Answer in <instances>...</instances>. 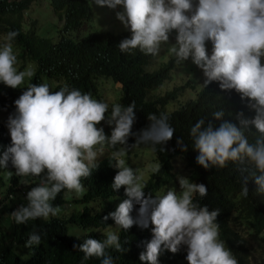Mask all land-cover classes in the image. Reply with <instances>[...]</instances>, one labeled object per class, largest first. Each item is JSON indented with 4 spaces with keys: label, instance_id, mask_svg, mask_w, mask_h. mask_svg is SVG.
Instances as JSON below:
<instances>
[{
    "label": "clouds",
    "instance_id": "1",
    "mask_svg": "<svg viewBox=\"0 0 264 264\" xmlns=\"http://www.w3.org/2000/svg\"><path fill=\"white\" fill-rule=\"evenodd\" d=\"M97 6H107L115 12L123 29L131 33L118 43L122 53L139 50L146 55L158 56L168 45L167 53L177 64L191 59L202 70L203 86L216 81L222 91L235 90L241 100H248L254 117L243 111L234 114L237 124L222 121L218 127L199 119L191 127L194 149L198 150L196 163L204 169L226 167L229 162L247 165L254 169L251 179L264 193V0H93ZM175 31V43L170 36ZM19 35L9 31L0 44V83L21 88L26 78L31 79V68L18 70L13 41ZM212 44L208 54L206 42ZM14 101L15 111L8 116L6 126L11 145L0 153V168L7 169L9 161L17 176L38 178V184L26 193V204L11 212L17 225L41 218L58 216L59 206H53L58 194L67 190L77 194L84 190L82 178L92 175L98 168V151L105 145L114 149L111 166L117 169L111 184L112 190L124 188V199L116 210L103 219L111 218L115 227L127 231L133 225L147 229L152 225V238L146 242L139 259L145 264H159L162 251L177 253L186 246L188 264H238L232 251L220 239L217 217L219 209L209 210L195 202L198 194L207 196L204 184H197L185 176H178L179 192L169 189L166 194H145L146 183L138 169L126 165L129 148L151 145L164 146L173 137L175 129L168 123L166 114H149V125L132 132L136 121L135 102L124 106H111L107 123L112 127L107 136L103 127L109 105L94 99L90 93L67 86L51 91L46 83H30ZM225 111L213 113L222 120ZM255 129V138L249 142L247 132ZM130 136L135 143L128 145ZM100 146L98 149L97 146ZM120 145V148L116 146ZM177 145L183 147V141ZM162 150L165 151L163 147ZM159 163L151 166L153 174L159 173ZM12 172H9L11 175ZM243 179L240 195L249 196L247 182ZM134 205H139L135 218ZM41 234L33 229L28 234L25 247L40 245ZM83 253L84 261L102 258L101 264H114L106 250L127 251L119 235L107 231L104 239L85 238L73 245ZM32 253H29L31 255Z\"/></svg>",
    "mask_w": 264,
    "mask_h": 264
},
{
    "label": "trees",
    "instance_id": "2",
    "mask_svg": "<svg viewBox=\"0 0 264 264\" xmlns=\"http://www.w3.org/2000/svg\"><path fill=\"white\" fill-rule=\"evenodd\" d=\"M33 0H0V31L5 33L17 31L19 35L13 44L21 48L19 56L24 59L35 60L34 76L30 83L42 84V76L46 75L54 80L55 85L51 91H59L67 86L69 89H78L82 93H90L93 98L98 97L96 80L100 76L111 78L114 82L121 83L120 104L127 106L135 102L136 121L132 132L136 133L146 128L150 121L149 114H166L169 125L175 129L173 137L164 146L156 145L154 154L161 168L159 173H151L145 181V194H152L165 184L174 174V162L181 156L185 166L189 168V179L197 184H204L207 196L201 198L198 194L195 202L201 206L206 205L209 210L219 209L217 217L220 229V239L225 242L238 264H253L250 260L251 244L249 239L259 237L264 244V193L257 191L258 185L251 179L250 173L254 169L247 165L229 162L226 167H211L204 169L196 163L198 150L193 147L190 135L191 127L201 118L205 124L210 121L218 127L222 121H228L239 126L234 119V114L243 111L248 118L254 117V110L248 107V100H241L240 95L232 91H222L219 83L213 81L206 88L203 87L194 99L187 100L178 109L164 112L163 105L175 98L185 86H177L164 95L147 99L151 89L161 86L169 74L175 60H170L165 66L155 71H148L146 66L154 56L146 55L138 49L133 53H122L118 43L124 38H130L129 31H90L80 35V27L91 14L88 0H49L55 12L63 20L64 33H59L55 40L38 36L33 27L24 29L21 24L23 13L29 9ZM74 31L73 34H68ZM208 54L211 55L212 44L206 42ZM26 88L12 89L0 83V109H5L10 115L15 111L14 101L19 98ZM217 110L225 111L222 120H216L213 113ZM249 142L255 138V129L247 132ZM183 141V147L177 141ZM135 142V137L130 136L128 145ZM11 145V137L3 122L0 121V153ZM165 148V151L162 148ZM131 148L127 151L129 152ZM114 161L111 155L97 160L98 168L92 170V175L82 178L84 190L81 197L74 201L67 197V190L62 191L53 201V206H61L71 202L81 204V208L73 210L67 217L56 216L48 220L38 218L24 225H17L10 213L14 206L6 204L7 214L0 211V264H101L102 258L82 259L83 253L75 250L73 245L83 243L87 237L104 239L98 228L107 227L115 223L111 218L103 219L108 213L116 210L119 203L127 197L124 188L112 190L114 176L117 169L111 164ZM9 168H14L9 161ZM15 169V168H14ZM16 171V170H15ZM15 171L10 177V184L4 188L3 177L0 174V206L5 200L12 197L11 192L18 184L19 176ZM248 175L247 188L249 196L240 195L244 176ZM38 184L30 183V188ZM2 189V190H1ZM4 189V190H3ZM26 197V196H25ZM26 204L25 198L19 201ZM17 208V209H18ZM139 205H134L131 215L135 218ZM9 221L7 224L5 220ZM80 226L86 232L80 235L70 233L69 226ZM35 229L41 234L40 245L32 248L25 247L28 234ZM152 225L141 229L133 225L127 231L117 229L120 242L127 250L123 253L115 249L106 250V255L113 257L114 264H145L139 255L145 250L146 242L152 238ZM23 248L31 255L22 256L18 250ZM187 249L182 246L177 253L168 250L162 251L159 264H188L186 259Z\"/></svg>",
    "mask_w": 264,
    "mask_h": 264
},
{
    "label": "rangeland",
    "instance_id": "3",
    "mask_svg": "<svg viewBox=\"0 0 264 264\" xmlns=\"http://www.w3.org/2000/svg\"><path fill=\"white\" fill-rule=\"evenodd\" d=\"M91 6V14L88 19L82 24L80 27V35H85L90 31H111L114 33L124 31L123 26L120 21L116 19L115 12L119 10V7L116 10L109 9L107 6L101 7L97 6L93 3V0H88ZM21 24L24 29H28L33 27L36 34L41 37H48L51 40H55L59 33H64L63 28V20L60 19L59 13L55 12L51 7L49 0H33L29 9L23 13L21 18ZM74 31L69 32L68 34H73ZM6 33L4 31H0V44L4 42V37ZM176 33H173L170 36V42L175 43ZM168 45H164L161 48V52L158 56H154L152 61L146 66L148 71H155L165 66L170 60H175L173 57H170L167 53ZM14 53L17 55V64L16 67L18 70H27L31 68L33 72H35V60L33 59H24L19 56L21 48L15 44H13ZM203 73L202 70L197 66L192 64L191 59L186 61L185 63L177 64L174 62L173 66L169 70V74L165 79V82L154 89H151L147 94V99H153L158 96L164 95L166 92L174 89L177 86H185L180 93L173 98L171 101L162 106V110L164 112H171L178 109L184 102L190 99H194L197 96V93L204 87L203 86ZM30 79L25 80V83L21 85L25 87ZM42 83H46L49 85L50 89L55 85L54 80L49 79L46 75L42 76ZM98 86V97L94 98L101 102H105L109 105V110L105 114L106 119L101 122L97 127H103L104 132L107 136L111 135L112 127L107 123V117L110 115L111 106L120 103V97L122 93L121 83L114 82L111 78H107L104 76H100L96 80ZM3 84V83H2ZM9 114L5 109H0V121L3 122L6 130L9 132L6 122ZM135 143V142H134ZM120 148V145L116 146ZM99 149L100 146L98 145ZM112 149L111 147L105 145L103 151H98V159L100 160L106 156L111 155ZM126 161V165L132 167L133 169H138L140 173L143 174L144 182L148 180L151 175V166L159 163L157 160L154 151L152 150L151 145H141L136 148H131L130 151L126 152L125 157H123ZM160 164V163H159ZM15 171L14 168L7 169L0 168V174L3 177L4 188L10 184V177ZM9 172H12L9 175ZM173 176L165 182L163 186H161L158 190L152 193L153 196L163 195L169 189H174L179 192V182L178 176L182 175L189 178L190 170L185 166L184 159L179 156L174 162V170ZM32 181H37L38 178L32 176H19V181L16 186H14V190L11 192L12 197L10 196L9 200H5L4 204L0 206V211L4 212L6 216L7 207L6 204L14 206V211L17 210L20 200L24 199L27 191H29L30 183ZM2 190V189H1ZM4 190V189H3ZM67 197L69 200L74 201L81 197L80 193L77 194L75 192L67 191ZM72 204L64 203L59 206L60 212L58 216L67 217L71 214L73 210L78 211L81 208V204L71 202ZM9 220L6 219L5 223L7 224ZM117 229L115 227V223L104 227L98 228V230L105 236L107 231H114L117 233ZM68 231L73 234H83L86 232V229L80 226H69ZM251 244L250 250V260L253 264H264V244L260 240L259 237H254V239H249ZM18 252L22 256H27L29 251L23 250L20 248Z\"/></svg>",
    "mask_w": 264,
    "mask_h": 264
}]
</instances>
